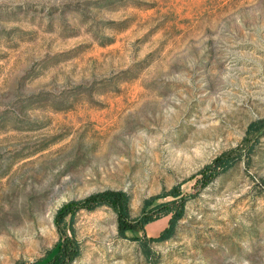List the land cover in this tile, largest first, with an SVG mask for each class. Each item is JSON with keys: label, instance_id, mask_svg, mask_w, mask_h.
<instances>
[{"label": "rangeland", "instance_id": "1", "mask_svg": "<svg viewBox=\"0 0 264 264\" xmlns=\"http://www.w3.org/2000/svg\"><path fill=\"white\" fill-rule=\"evenodd\" d=\"M262 119L264 0H0V264L51 256L70 200L122 189L137 217L173 187L166 238L171 213L67 215L70 264H264Z\"/></svg>", "mask_w": 264, "mask_h": 264}, {"label": "trees", "instance_id": "2", "mask_svg": "<svg viewBox=\"0 0 264 264\" xmlns=\"http://www.w3.org/2000/svg\"><path fill=\"white\" fill-rule=\"evenodd\" d=\"M264 126V119L260 121H252L247 129V133L258 130ZM240 153L223 152L213 160L205 165L202 169L203 183L213 178L219 171L226 169L238 157ZM169 194L178 196L175 199H169L160 202L146 209L151 204L152 199L145 200L144 209L141 215L137 217H130L128 208V194L122 189H104L91 193L81 199L70 200L58 208L55 222L59 232V238L56 242V249L53 254L46 257L40 264H70L72 259L78 255V242L73 235L68 233L64 227L61 226V221L67 216L73 214L80 208L93 209L101 204L110 205L117 215V229L121 235H125L127 230H134L136 228H143L144 224L156 218L160 212L171 213L169 217V224L163 228L156 238L162 239L170 236L173 232L175 223L183 214V207L186 196L181 195L178 187H173ZM138 238V237H136ZM25 264V263H17Z\"/></svg>", "mask_w": 264, "mask_h": 264}]
</instances>
